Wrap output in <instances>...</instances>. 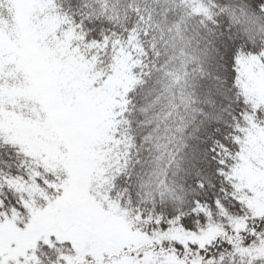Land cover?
Here are the masks:
<instances>
[{
  "label": "snow or ice",
  "instance_id": "6c2138e0",
  "mask_svg": "<svg viewBox=\"0 0 264 264\" xmlns=\"http://www.w3.org/2000/svg\"><path fill=\"white\" fill-rule=\"evenodd\" d=\"M0 264H264V0H0Z\"/></svg>",
  "mask_w": 264,
  "mask_h": 264
}]
</instances>
